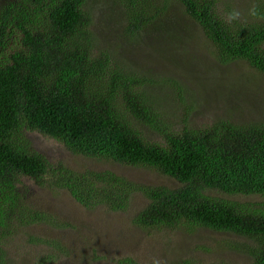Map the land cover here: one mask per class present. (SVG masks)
<instances>
[{"label":"trees","instance_id":"16d2710c","mask_svg":"<svg viewBox=\"0 0 264 264\" xmlns=\"http://www.w3.org/2000/svg\"><path fill=\"white\" fill-rule=\"evenodd\" d=\"M103 1L118 10L122 34L133 41L144 31H167L170 8L180 7L220 63L244 62L264 75V3L245 12L252 20L238 22L219 12L218 0ZM90 2L16 0L0 8V264L1 244L13 228L49 222L48 214L20 197L24 179L66 191L88 210L125 212L139 195L147 204L133 218L138 227L172 232L190 226L231 235L236 240L229 249L245 256L246 264H264V119L223 116L207 128L185 125L180 131L174 124L160 126L162 112L152 105L159 99L148 90L153 82L131 67L120 76L96 49ZM142 81L143 95L133 91ZM141 123L162 141L145 138L136 128ZM35 133L74 155L147 169L176 187L55 165L32 147L29 134Z\"/></svg>","mask_w":264,"mask_h":264},{"label":"rangeland","instance_id":"374dc122","mask_svg":"<svg viewBox=\"0 0 264 264\" xmlns=\"http://www.w3.org/2000/svg\"><path fill=\"white\" fill-rule=\"evenodd\" d=\"M16 0H0V8ZM264 0H218V10L232 20H252L244 16ZM108 1L91 0L96 49L111 60L120 76L131 67L139 76L152 81V103L160 108L159 124L207 128L223 116L235 122L264 119V75L244 62L222 64L200 26L189 20L180 7H172L167 31H144L131 40L122 34L118 10ZM247 12V13H245ZM110 76L107 75V79ZM251 83L252 86L245 85ZM149 86V83L147 84ZM184 89L185 102L181 100ZM133 90L139 94L143 81ZM143 95V94H142ZM251 106V104L256 103ZM249 104V105H248ZM149 141L161 142L158 131L137 124ZM154 131V132H152ZM32 147L50 162L73 170H111L136 182L175 188L173 180L147 169L97 162L69 152L60 142L41 134H29ZM27 203L48 214L49 222L13 228L1 244L4 264H246L245 256L228 247L236 237L208 230L180 228L176 231L142 229L133 224L134 216L147 204L135 196L125 212L100 207L88 210L76 203L68 192L41 188L22 180L20 186ZM229 199H233L229 198ZM248 199H243L246 201Z\"/></svg>","mask_w":264,"mask_h":264}]
</instances>
